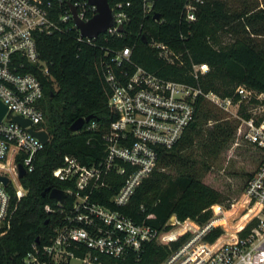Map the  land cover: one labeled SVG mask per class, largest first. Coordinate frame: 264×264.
Instances as JSON below:
<instances>
[{
	"label": "built area",
	"instance_id": "1",
	"mask_svg": "<svg viewBox=\"0 0 264 264\" xmlns=\"http://www.w3.org/2000/svg\"><path fill=\"white\" fill-rule=\"evenodd\" d=\"M196 2L202 0L185 3L188 21L196 18ZM68 3L80 20L95 12L86 0H0V103L5 106L0 117V175L7 177L5 184L0 180V225L8 218L11 193L16 198L25 193L17 164L24 173L30 171L35 152L45 142L30 131H46L42 84L33 68L44 74L48 70L37 55L36 34L61 30L69 21L76 30V40L92 43L98 34L123 32L117 27L124 28L129 19V1L114 2L109 5L112 24L94 37L83 36L72 21ZM152 3L142 0L144 15L151 12ZM149 44L169 62L178 57L162 41L152 39ZM132 53L133 45H121L102 62L109 89L106 103L113 114L99 134L103 154L88 164L72 154L62 155L51 173L65 184L58 187L64 197L53 199L55 208L45 205V209L61 214L60 219L46 243L31 244L22 257L23 264H67L70 257H78L81 264H99L101 253L124 258L152 240L179 242L162 260L149 264H264V91L238 84L231 94L222 95L198 83L161 77L136 63ZM208 70L206 62L191 64L195 79ZM200 97L236 121L237 143L257 151V165L238 197L228 204H211V215L204 221L179 219L173 214L161 228L138 223L98 202L95 193L117 177L120 184L109 200L114 205L128 202L136 186L156 167L159 149L176 143L194 120ZM14 116L29 122L22 125ZM95 126L90 121L85 129ZM217 227L219 233L210 238Z\"/></svg>",
	"mask_w": 264,
	"mask_h": 264
},
{
	"label": "trees",
	"instance_id": "2",
	"mask_svg": "<svg viewBox=\"0 0 264 264\" xmlns=\"http://www.w3.org/2000/svg\"><path fill=\"white\" fill-rule=\"evenodd\" d=\"M117 1H129L126 6L129 19L119 34H98L92 43L79 41L69 21L63 23L61 30L36 34L37 55L48 70L44 74L33 68L42 84L41 106L48 137L35 152L32 169L20 177L25 193L18 198L11 193L8 218L0 225V264H23L22 257L32 243L40 246L48 241L61 214L45 209V205L55 208L56 202L46 193L42 195L41 190L65 186L51 173L62 155L72 154L88 164L103 154L99 134L113 114L106 103L109 89L101 65L113 49L133 45L132 58L148 70L164 78L198 83L205 90L222 95L231 94L238 84L264 91V0H238L235 6L232 0H202L196 2V18L191 21L184 17L187 0H153L152 10L146 15L142 0H107L109 5ZM156 12L159 18L154 17ZM220 31L230 34L232 39L224 47H215L212 42ZM152 39L164 42L177 53L175 61L160 56L149 44ZM196 62L209 65V70L197 79L191 74V64ZM85 115L90 117L81 129H68L75 118ZM209 120L211 126L203 127ZM90 121L95 122V128L85 129ZM234 122L200 97L194 120L176 143L159 149L156 167L136 186L126 204L114 205L109 200L120 184V177L110 186L96 190V200L138 223L157 228L165 226L173 213L179 219H208L211 204L224 201L228 204L236 198L203 181L233 133ZM253 151L257 165L258 154ZM254 169L246 173L242 188ZM12 179L20 190L15 178ZM219 231L217 227L209 237H215ZM178 242H145L142 250L129 251L124 258L101 253L99 264L157 263Z\"/></svg>",
	"mask_w": 264,
	"mask_h": 264
},
{
	"label": "rangeland",
	"instance_id": "3",
	"mask_svg": "<svg viewBox=\"0 0 264 264\" xmlns=\"http://www.w3.org/2000/svg\"><path fill=\"white\" fill-rule=\"evenodd\" d=\"M238 3V0H232V5L235 6ZM231 39L230 34L220 31L218 38L212 44L215 47H224L229 44ZM219 110L223 112L225 117L233 119L224 110ZM233 121L235 120L233 119ZM211 123L212 121L209 120L206 124H203V127L211 126ZM237 141L235 130H233L230 138L221 148L217 160L203 176L204 182L214 186L232 198L238 197L242 190V185L246 180V173L252 171L256 165V155L253 148L248 144L237 143ZM173 214L170 215L169 220ZM67 264H81V261L78 257H70Z\"/></svg>",
	"mask_w": 264,
	"mask_h": 264
},
{
	"label": "water",
	"instance_id": "4",
	"mask_svg": "<svg viewBox=\"0 0 264 264\" xmlns=\"http://www.w3.org/2000/svg\"><path fill=\"white\" fill-rule=\"evenodd\" d=\"M87 3L93 4L95 8V12L86 20H80L75 16V7L68 3L72 14V21L75 26L78 28L80 35L94 37L99 32L104 31L107 27L112 24V13L110 6L107 0H86ZM155 18H159V13H154ZM118 30H121V25L117 27ZM144 38V36H143ZM5 106L0 103V117L2 112L4 111ZM89 115L79 116L75 118L68 126L70 131H75L79 129L85 121L89 119ZM14 119L21 123L22 125L28 123V120L22 119L18 116H14ZM30 131L36 135L42 142H44L48 134L45 130H31ZM18 168V176H22L24 174V169L20 164H17ZM0 180L5 184L7 182V177L0 175ZM47 194L48 197L61 201L64 197V192L62 189L58 187H45L41 190V194Z\"/></svg>",
	"mask_w": 264,
	"mask_h": 264
},
{
	"label": "bare ground",
	"instance_id": "5",
	"mask_svg": "<svg viewBox=\"0 0 264 264\" xmlns=\"http://www.w3.org/2000/svg\"><path fill=\"white\" fill-rule=\"evenodd\" d=\"M12 178H13V176H12Z\"/></svg>",
	"mask_w": 264,
	"mask_h": 264
}]
</instances>
